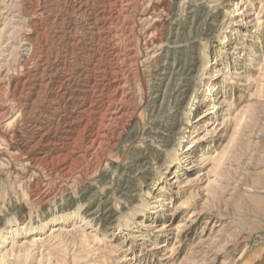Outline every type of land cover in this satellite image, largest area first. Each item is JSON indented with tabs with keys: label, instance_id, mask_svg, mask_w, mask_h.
Wrapping results in <instances>:
<instances>
[{
	"label": "rangeland",
	"instance_id": "374dc122",
	"mask_svg": "<svg viewBox=\"0 0 264 264\" xmlns=\"http://www.w3.org/2000/svg\"><path fill=\"white\" fill-rule=\"evenodd\" d=\"M0 264H264V0H0Z\"/></svg>",
	"mask_w": 264,
	"mask_h": 264
},
{
	"label": "bare ground",
	"instance_id": "6f19581e",
	"mask_svg": "<svg viewBox=\"0 0 264 264\" xmlns=\"http://www.w3.org/2000/svg\"><path fill=\"white\" fill-rule=\"evenodd\" d=\"M193 16H195L196 18H197V16H199V15H195L194 13H193ZM173 66V65H172ZM172 69V68H171ZM181 70H183V68L181 69ZM185 72H188V69H186V71ZM174 72H172V74H173ZM181 74V73H180ZM88 92V91H87ZM209 95V94H208ZM152 107V106H151ZM152 109H154V106L152 107ZM218 111V110H217ZM154 112V111H153ZM112 113H113V111H112ZM212 114V113H211ZM156 121V120H155ZM157 122V121H156ZM154 124V123H153ZM157 124V123H156ZM153 131V130H152ZM130 137V136H129ZM131 140H135V137H132V139ZM194 142H195V139H193L192 141H190L189 142V144H188V146H191V145H193L194 144ZM137 161L136 160H133L132 162H131V164H133V166H134V168H136V167H138V163H136ZM137 169V168H136Z\"/></svg>",
	"mask_w": 264,
	"mask_h": 264
}]
</instances>
